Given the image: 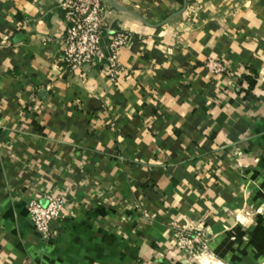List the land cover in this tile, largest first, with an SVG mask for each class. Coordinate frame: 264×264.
<instances>
[{
  "label": "crops",
  "instance_id": "1",
  "mask_svg": "<svg viewBox=\"0 0 264 264\" xmlns=\"http://www.w3.org/2000/svg\"><path fill=\"white\" fill-rule=\"evenodd\" d=\"M62 2L0 0V264H264V0H105L117 80L66 70Z\"/></svg>",
  "mask_w": 264,
  "mask_h": 264
},
{
  "label": "built area",
  "instance_id": "2",
  "mask_svg": "<svg viewBox=\"0 0 264 264\" xmlns=\"http://www.w3.org/2000/svg\"><path fill=\"white\" fill-rule=\"evenodd\" d=\"M67 29L63 36L62 60L68 72H75L85 66L101 64L105 61L112 80H117L120 66L117 56L126 45L130 35L112 28L109 22V5L105 0H63ZM107 40L108 55L105 54ZM208 67L216 72L226 71L218 60H211ZM46 202L33 200L29 205L31 221L43 240L54 238L53 223L64 215L66 201L63 197L46 196ZM173 250L187 262L191 259L202 261L209 256V242L203 231L176 228L173 231ZM151 264H164L161 260ZM205 264V263H203Z\"/></svg>",
  "mask_w": 264,
  "mask_h": 264
}]
</instances>
